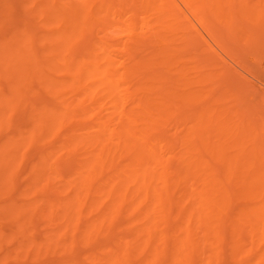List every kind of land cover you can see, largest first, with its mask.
Instances as JSON below:
<instances>
[{
	"label": "bare ground",
	"instance_id": "1",
	"mask_svg": "<svg viewBox=\"0 0 264 264\" xmlns=\"http://www.w3.org/2000/svg\"><path fill=\"white\" fill-rule=\"evenodd\" d=\"M240 54L264 0H0V264H264Z\"/></svg>",
	"mask_w": 264,
	"mask_h": 264
},
{
	"label": "rangeland",
	"instance_id": "2",
	"mask_svg": "<svg viewBox=\"0 0 264 264\" xmlns=\"http://www.w3.org/2000/svg\"><path fill=\"white\" fill-rule=\"evenodd\" d=\"M177 1H180V0H177ZM181 7H182V10H186L182 5H181ZM21 15H24L23 13H20ZM192 21H194L193 23H195L196 25H197V29H200V30H202V27L201 26H198V22L196 21V20H192ZM197 22V23H196ZM195 25V26H196ZM202 33L203 34H201V35H205L204 37H207L208 35H206L207 33L205 32L204 33V31H202ZM124 35V34H123ZM122 36V35H121ZM123 37V39H125V36H122ZM122 37H120L121 39H122ZM208 38H209V36H208ZM216 50H218V53H215L216 55L217 54H219V53H221V55H220V58H225L226 57V60L227 59H230L229 57H227V56H229V55H227L228 53H226V55L224 54V53H222L221 51H219V49L218 48H215ZM215 50V52H217ZM222 56V57H221ZM240 56H242V57H240ZM241 58H242V61H241V63L243 64V63H247L248 64V62H250L249 64H248V66H247V64H246V67L248 68H246L245 66H241L239 63H240V60H241ZM237 59H240L239 60V63L238 62H234L233 60L231 61V60H229V61H231V62H229V63H232L231 65H232V67H233V69H234V71H235V75H236V72H237V74L239 75V76H241L242 77V79L244 80V82H246L245 84H246V86H249L250 84L251 85H253V86H251V87H256V88H258V93H261V94H264V74H262V73H264V59H259V61H257V62H255V61H253V60H251V58L248 56L247 57V54H240L239 55V58H237ZM245 60V62H244V60ZM247 60V61H246ZM249 60V61H248ZM261 60V61H260ZM238 61V60H237ZM262 62V63H261ZM254 63V64H253ZM260 63H261V65H260ZM239 64V65H238ZM244 65V64H243ZM252 65V66H251ZM241 66V67H240ZM250 66V67H249ZM255 66V67H254ZM242 67H245V69H243ZM253 69V70H252ZM255 74V76H253L254 74L252 73V72ZM256 71H257V73H256ZM260 72V73H259ZM252 73V74H251ZM258 74L260 75L261 74V78H259V76H258ZM246 76V77H245ZM240 78V77H239ZM241 79V78H240ZM258 79V80H257ZM262 79V80H261ZM254 80V81H253ZM260 80V81H259ZM241 83H243V82H241ZM250 83V84H249ZM244 84V83H243ZM257 91V90H256ZM51 164L53 165V168H59V164L57 165L56 163H54L53 161H51ZM3 264H5V263H3ZM6 264H8V263H6Z\"/></svg>",
	"mask_w": 264,
	"mask_h": 264
}]
</instances>
